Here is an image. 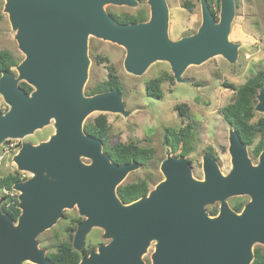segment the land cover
Listing matches in <instances>:
<instances>
[{
  "label": "water",
  "instance_id": "water-1",
  "mask_svg": "<svg viewBox=\"0 0 264 264\" xmlns=\"http://www.w3.org/2000/svg\"><path fill=\"white\" fill-rule=\"evenodd\" d=\"M137 0H5L4 12L16 31L24 59L17 76L0 75V96L9 106L0 111V143L21 138L54 120L48 140L24 143L13 161L32 176L15 183L19 193L16 221L1 210L0 264H51L36 237L50 229L64 209L77 208L72 247L84 250L89 231L98 227L109 242L81 257L79 264H144L141 256L155 241L151 264H251L252 245H264V150L253 165L247 147L229 127L231 171L224 177L212 154L202 158L203 180L192 177L183 156L166 157L159 170L164 179L147 195L122 204L116 188L139 165H118L103 151L102 142L83 131L91 113H124L118 89L83 94L88 66L87 37L123 47L126 72L140 76L149 64L164 61L179 80L187 66L220 55L233 63L238 45L228 40L233 0H220L219 20L201 0V24L191 36L168 38L166 0H147L145 22L119 24L103 7L135 6ZM32 88L28 94L19 86ZM255 111L264 114V86L256 94ZM90 160L84 164L80 158ZM248 196L240 212L227 198ZM220 202L217 215L206 206Z\"/></svg>",
  "mask_w": 264,
  "mask_h": 264
},
{
  "label": "rangeland",
  "instance_id": "rangeland-1",
  "mask_svg": "<svg viewBox=\"0 0 264 264\" xmlns=\"http://www.w3.org/2000/svg\"><path fill=\"white\" fill-rule=\"evenodd\" d=\"M216 21L219 20L220 0H209ZM185 2L192 3L191 10L183 6ZM234 15L228 34V40L238 45L236 61L230 63L222 56L209 58L199 65H189L175 80L170 66L164 61H154L148 65L144 73L134 76L125 71L123 61L125 50L116 44L98 39L91 35L87 37L88 66L83 85V94L94 88L98 83L107 79L108 69L111 67L122 86V98L125 112L122 113H91L83 121V125L102 114L107 118L110 133V144L135 143L139 147L152 148L154 160L147 167H139L130 172L122 184L147 181L152 190L164 179L160 173L161 162L168 156H183L180 151L173 154L163 145L165 129L179 131L188 122L193 124V131L189 138V153L185 157L191 164L192 177L203 180L202 158L205 154H212L222 176L226 177L232 168L228 153L229 126L221 116V109L231 103L235 92L228 86L235 87L244 84L256 73L264 72V0H233ZM168 7V38L172 41L180 40L196 33L201 24V0H166ZM5 0H0V50L7 51L18 58L20 62L24 55L19 51L16 41V31L12 29L8 15L4 12ZM106 13L117 16L136 15L144 13L149 18L147 0L137 2L135 6L105 5ZM17 76L15 68L12 69ZM170 76L171 80L161 82V99L147 96L145 85L152 79ZM20 83V82H19ZM185 105L189 118L180 117L175 111L176 106ZM9 106L0 96V111L5 113ZM264 118V114L254 111L252 122ZM55 132L54 120L21 138L5 139L0 143V178L18 173L25 180L32 175L19 171L13 161L14 156L21 149L22 144L38 145L49 139ZM247 153L253 165L258 163L254 159L251 149ZM84 164L90 160L80 158ZM250 201L248 196H235L225 200L232 209L237 203ZM220 202L206 206V211L218 209ZM80 217L76 207L64 209L62 216L48 230L36 237L38 247L44 252H55L59 243L67 241V228L72 227L73 221ZM104 231L94 227L85 237L84 249L96 251L100 245L109 242L103 237ZM74 233H72V238ZM155 241H151L141 256L144 264H151V256L155 249ZM258 249L264 252V245L253 244L252 252ZM22 264H33L24 261Z\"/></svg>",
  "mask_w": 264,
  "mask_h": 264
},
{
  "label": "trees",
  "instance_id": "trees-1",
  "mask_svg": "<svg viewBox=\"0 0 264 264\" xmlns=\"http://www.w3.org/2000/svg\"><path fill=\"white\" fill-rule=\"evenodd\" d=\"M141 2L142 0H137ZM216 0V6H218ZM209 9H211V3L207 0ZM185 8L191 10L192 3L185 2L183 4ZM117 23L129 24L139 23L147 21V17L144 13H138L136 15H123L117 16L110 14ZM20 63V60L7 51L0 50V75L2 72H8L13 74L12 69ZM171 80L170 76L159 77L152 79L145 85V91L147 96L154 99H161L162 92L160 89L161 82ZM19 86L30 93L32 88L20 82ZM234 92L235 98L228 105L224 106L220 113L224 122L237 132L241 142L251 149L252 158H258L261 151L264 150V118L258 119L256 122H252L254 118V107L257 103L256 94L258 90L264 86V72L260 71L248 79L244 84L235 87L234 85H228ZM118 89L122 92V86L110 67L108 69L107 79L98 83L94 88L88 89L85 92L86 96H92L101 92H107ZM175 111L181 117L189 118L187 107L185 105L176 106ZM83 131L87 135H91L96 139H99L103 145V151L110 157V160L118 165L136 162L139 167H147L149 163L154 160V150L152 148L139 147L135 143H116L110 144L109 125L105 115H98L92 121H88L83 125ZM193 131V124L188 122L178 132L173 129H165L163 135V145L168 147L170 151L175 154L180 151V154L186 156L189 153V138ZM25 180L18 173L10 174L3 178H0V191L11 190L12 186L20 181ZM149 191L147 181H138L128 184H121L116 188V196L122 204H130L141 197L147 195ZM244 206V203H237L233 206V210L240 212ZM2 212L8 214L13 221H16L20 211L16 205L6 208L4 204L1 205ZM210 216H215L218 213V209L207 210ZM82 219H76L73 221V226L67 228L69 233L68 240L61 242L57 245L55 252L47 253L46 256L50 260L51 264H79L81 257L88 255L91 250L84 249L81 253L77 252L72 247V233L76 232L77 225ZM251 264H264V252L255 249L253 251V261Z\"/></svg>",
  "mask_w": 264,
  "mask_h": 264
},
{
  "label": "built area",
  "instance_id": "built-area-1",
  "mask_svg": "<svg viewBox=\"0 0 264 264\" xmlns=\"http://www.w3.org/2000/svg\"><path fill=\"white\" fill-rule=\"evenodd\" d=\"M20 192L14 190L13 188L9 190H1L0 191V199H1V205L4 204L6 208H9L11 206L18 204V195ZM18 209V207H17ZM20 211V210H19Z\"/></svg>",
  "mask_w": 264,
  "mask_h": 264
}]
</instances>
